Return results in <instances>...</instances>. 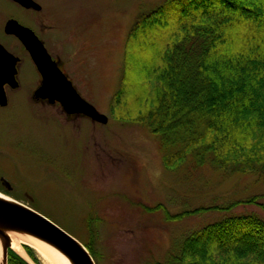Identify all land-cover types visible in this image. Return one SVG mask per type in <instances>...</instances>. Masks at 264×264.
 I'll return each mask as SVG.
<instances>
[{"label": "rangeland", "instance_id": "374dc122", "mask_svg": "<svg viewBox=\"0 0 264 264\" xmlns=\"http://www.w3.org/2000/svg\"><path fill=\"white\" fill-rule=\"evenodd\" d=\"M34 1L42 6L40 14L0 0V43L20 58L19 86L7 89L8 103L0 106V194L46 216L83 245L90 243L95 264L164 263L185 235L223 216L254 212L264 218V173L225 172L192 156L169 170L157 136L111 115L128 33L136 18L167 0ZM10 17L36 30L79 95L107 123L68 115L58 102L35 98L38 72L19 41L3 32ZM254 195L259 204L176 221L156 208L177 214ZM0 243L5 244L1 235ZM26 246L37 258L31 263L44 264L21 243L28 255Z\"/></svg>", "mask_w": 264, "mask_h": 264}, {"label": "trees", "instance_id": "16d2710c", "mask_svg": "<svg viewBox=\"0 0 264 264\" xmlns=\"http://www.w3.org/2000/svg\"><path fill=\"white\" fill-rule=\"evenodd\" d=\"M110 110L157 136L169 170L192 156L225 172L264 173V0H167L136 18ZM239 204H259L258 196L177 214L156 208L176 221ZM7 264L29 263L8 250ZM154 264H264V218L223 216Z\"/></svg>", "mask_w": 264, "mask_h": 264}, {"label": "water", "instance_id": "95a60500", "mask_svg": "<svg viewBox=\"0 0 264 264\" xmlns=\"http://www.w3.org/2000/svg\"><path fill=\"white\" fill-rule=\"evenodd\" d=\"M25 8L38 9L33 0H12ZM6 34L14 35L27 50L32 62L41 76V83L34 91L35 98L46 99L49 103L58 102L68 114H79L93 122L107 123L108 117L84 100L72 82L48 54L43 43L34 32L10 19L4 26ZM19 58L0 44V106L6 105L4 84L14 88L17 85L16 64ZM7 188L10 185L4 180ZM21 232L33 236L58 249L72 264H95L87 248L67 231L46 216L17 201L0 197V235L4 238L2 264H7L8 249L11 248L7 232Z\"/></svg>", "mask_w": 264, "mask_h": 264}, {"label": "bare ground", "instance_id": "6f19581e", "mask_svg": "<svg viewBox=\"0 0 264 264\" xmlns=\"http://www.w3.org/2000/svg\"><path fill=\"white\" fill-rule=\"evenodd\" d=\"M0 197H4L0 194ZM9 243L11 248L22 255L24 260L32 264L31 258L25 253L21 247V243L29 245L35 250L36 255L42 259L44 264H72L69 259L64 256L58 249L54 246L45 243L33 236H30L21 232H9ZM31 259V260H30ZM2 245L0 243V264H2Z\"/></svg>", "mask_w": 264, "mask_h": 264}, {"label": "flooded vegetation", "instance_id": "af4514ba", "mask_svg": "<svg viewBox=\"0 0 264 264\" xmlns=\"http://www.w3.org/2000/svg\"><path fill=\"white\" fill-rule=\"evenodd\" d=\"M12 1V0H11ZM34 1V0H33ZM14 2V1H13ZM36 2V1H35ZM16 3V2H15ZM37 3V2H36ZM16 4H18V3H16ZM38 5H39V8L38 9H35V8H25V7H23V6H21V5H19L18 4V6H20L21 8H23V9H27V10H29V11H32V12H35V13H37V14H40V12L42 11V6L39 4V3H37ZM37 17V16H36ZM10 19H13V20H16L19 24H21L22 26H24V27H27V28H29V29H31L33 32H34V34L37 36V38L43 43V45H44V47H45V44H44V41L39 37V34L36 32V30H33L32 28H30L29 26H27V25H25V24H22L21 22H19V20H17V19H15L14 17H10L9 19H6V21H5V23H4V25H3V32H4V26H5V24H6V22L8 21V20H10ZM39 25H41V28H47V29H49V27L48 26H46V24L44 23V22H41ZM4 34L5 35H8V36H11V37H14L16 40H18L14 35H10V34H6L5 32H4ZM19 41V40H18ZM19 43L21 44V46L23 47V49L26 51V53L28 54V52H27V50L25 49V47L23 46V44L19 41ZM1 44V43H0ZM4 48H6L5 46H4ZM7 49V48H6ZM8 50V49H7ZM9 51V50H8ZM10 52V51H9ZM13 54V53H12ZM14 55V54H13ZM15 56V55H14ZM28 56H29V54H28ZM17 57V56H16ZM19 58V57H18ZM29 58H30V56H29ZM31 59V58H30ZM32 61V60H31ZM55 61V60H54ZM19 62H20V58H19V61L17 62V64H16V68H17V73H18V64H19ZM33 63V62H32ZM33 65H34V63H33ZM35 66V65H34ZM60 67V66H59ZM36 68V67H35ZM60 69L62 70V68L60 67ZM37 70V69H36ZM63 71V73H65V71L64 70H62ZM38 72V71H37ZM38 80H39V85H40V83H41V76H40V73L38 72ZM66 75V74H65ZM15 78H16V81H17V85L14 87V88H12L10 85H8V84H4V86H3V90H4V92H5V96H6V102L8 103V96H7V93H6V91H7V89H10V90H16L17 88H18V86H19V82H18V77H17V74H16V76H15ZM38 85V86H39ZM7 105V104H6ZM5 105V106H6ZM1 183L3 184V186L4 187H7L5 184H4V180L3 181H1Z\"/></svg>", "mask_w": 264, "mask_h": 264}]
</instances>
